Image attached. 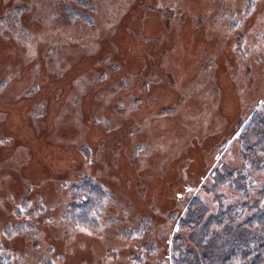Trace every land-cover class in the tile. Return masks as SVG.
<instances>
[{
	"label": "rangeland",
	"instance_id": "374dc122",
	"mask_svg": "<svg viewBox=\"0 0 264 264\" xmlns=\"http://www.w3.org/2000/svg\"><path fill=\"white\" fill-rule=\"evenodd\" d=\"M263 102L264 0H0V264L195 250L177 221L242 200L212 177Z\"/></svg>",
	"mask_w": 264,
	"mask_h": 264
},
{
	"label": "trees",
	"instance_id": "16d2710c",
	"mask_svg": "<svg viewBox=\"0 0 264 264\" xmlns=\"http://www.w3.org/2000/svg\"><path fill=\"white\" fill-rule=\"evenodd\" d=\"M238 133L242 145L241 169L223 167L213 175L217 187L225 182L236 189L241 201L224 205L222 196L214 214L193 196L177 221V230L189 232L188 248L180 235H175L169 246L171 264H264V189L253 203L248 198L250 171L264 173V102L253 110ZM226 169V170H225Z\"/></svg>",
	"mask_w": 264,
	"mask_h": 264
},
{
	"label": "bare ground",
	"instance_id": "6f19581e",
	"mask_svg": "<svg viewBox=\"0 0 264 264\" xmlns=\"http://www.w3.org/2000/svg\"><path fill=\"white\" fill-rule=\"evenodd\" d=\"M121 5L123 6L124 4L121 3ZM106 6H103V10L104 12H115L118 10V7L116 6L115 8H104ZM216 27H214L213 29L215 30ZM13 31H15L13 29ZM43 33V31H42ZM40 36V35H39ZM26 40H27V46H26V51H27V54H30L31 52H33L35 50V44H34V38H31V37H26ZM139 42V41H138Z\"/></svg>",
	"mask_w": 264,
	"mask_h": 264
},
{
	"label": "water",
	"instance_id": "95a60500",
	"mask_svg": "<svg viewBox=\"0 0 264 264\" xmlns=\"http://www.w3.org/2000/svg\"><path fill=\"white\" fill-rule=\"evenodd\" d=\"M241 130H239V132H240Z\"/></svg>",
	"mask_w": 264,
	"mask_h": 264
}]
</instances>
